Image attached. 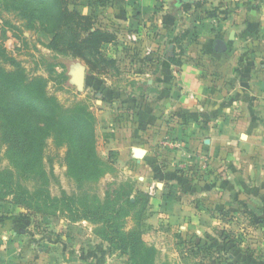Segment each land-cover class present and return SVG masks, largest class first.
<instances>
[{
    "label": "crops",
    "instance_id": "0c3cea01",
    "mask_svg": "<svg viewBox=\"0 0 264 264\" xmlns=\"http://www.w3.org/2000/svg\"><path fill=\"white\" fill-rule=\"evenodd\" d=\"M182 6L180 11L157 12L151 0H111L104 8L90 7L84 0V14H95L98 27L117 35L113 54L121 56V70L136 82L146 102L140 129L118 124L104 141L122 161H136L134 150L144 149L143 164L150 168L174 160L164 151L173 149L167 143L175 140L182 145L183 166L192 172L211 171L218 162L221 166L241 158L258 169L245 180L264 182V0H197ZM149 24L158 27L151 45L131 41L132 50L121 48V42L133 36L148 37ZM133 52L132 59L125 57ZM256 186L246 189V196L257 198V207L244 216L251 227L246 228L260 234L256 264H264V189ZM3 209L0 206V214ZM23 213L20 209L5 216L18 218ZM34 222V218L6 221L0 229V264L94 260L84 256V236L93 230L87 222L61 217ZM251 256L247 254V260Z\"/></svg>",
    "mask_w": 264,
    "mask_h": 264
},
{
    "label": "rangeland",
    "instance_id": "374dc122",
    "mask_svg": "<svg viewBox=\"0 0 264 264\" xmlns=\"http://www.w3.org/2000/svg\"><path fill=\"white\" fill-rule=\"evenodd\" d=\"M68 1L70 9L78 8L84 12L83 0ZM105 1L106 4L111 2ZM151 1L157 12H162L165 8L172 12L183 8L178 0ZM150 25L147 29L150 32L148 37L139 38L137 35L142 47V43H150L158 31L155 24ZM52 38L53 35L42 31L37 22L30 25L16 13L4 11L0 5V45L5 46L10 55L22 65L28 77L43 76L48 79L49 95L57 98L62 106L69 107L82 102L90 107L96 117L97 151L105 164L106 173L96 181L78 184L67 173V145H59L57 139L50 137L45 153V169L47 172L53 170L55 179L50 177L46 184L40 177H22L17 172L19 183L30 193L44 192V199L61 198L63 192L78 200L87 196L89 204L94 207H99L100 202L115 200L124 191L134 190L131 199L135 201L138 197V206L131 209L120 204L116 209L130 211L131 215L124 219L125 231L134 228L140 231L145 246L155 249L154 264H256L260 251L256 247L259 241L257 238L260 234L246 228L250 224L245 221L244 213L248 209L254 212L257 207V198H248L246 189H257L258 183L264 189L263 181L257 183L251 179L247 180L249 182L245 180L247 176L257 173V166H248L246 159L240 158L232 164L220 166L218 162L211 171L199 168L192 172L193 169L183 166L185 162L180 160L179 149H165V157L169 156L174 160L168 165L156 163L150 168L143 164L145 158L140 164L137 160L122 161L116 156L110 160V150L103 137L110 135L112 128H116L118 124L132 127L133 130L139 128V123L143 120L141 116L145 117L143 91L137 90L136 82L121 70L123 60L121 56L113 54V45L103 48V55L106 59L115 60L117 64L109 66L108 75H99L97 71L91 72L84 61L48 49L47 45ZM128 41L120 44L125 51L135 47V44H131L132 40ZM135 54L128 53L125 57L132 59ZM47 59L58 63L54 74H50L44 66ZM91 60L101 67L106 65L99 58ZM77 64L87 68L83 91H79L70 82V70ZM6 67L11 69L9 65ZM168 141L170 143L175 140ZM189 152L191 153L190 150ZM5 153L6 147L0 141V167L11 169ZM256 158L253 156L252 161ZM191 163L197 164L194 160ZM228 177L231 179L228 180ZM152 185H155V195L149 194ZM202 192L205 193L201 194ZM141 194L146 195L148 200ZM11 199L0 203L4 208L0 217L20 213L21 208L12 205L9 202ZM95 199L99 201L96 203ZM79 208L77 205L76 209ZM21 210L27 214L24 209ZM60 210L64 208L60 207ZM42 215L35 214L30 218H34L35 224L37 221L45 223L49 218ZM58 215L65 220L69 218L68 214ZM87 223L93 228L91 235L94 239H91V235H85L84 240L87 238V241L83 247L84 256L94 258L91 264H134L130 254L117 247L107 235H99L102 226ZM243 225L245 228H242ZM111 234L114 235L112 232ZM247 254L252 255L248 260Z\"/></svg>",
    "mask_w": 264,
    "mask_h": 264
},
{
    "label": "trees",
    "instance_id": "16d2710c",
    "mask_svg": "<svg viewBox=\"0 0 264 264\" xmlns=\"http://www.w3.org/2000/svg\"><path fill=\"white\" fill-rule=\"evenodd\" d=\"M105 2L89 0V6L104 8L108 5ZM0 5L4 11L16 13L30 25L37 22L42 31L53 35L48 49L84 61L91 72L108 75L109 66L117 64L103 55V48L113 45L118 40L117 35L98 27L95 14L70 9L68 0H0ZM91 58L104 60L106 65L101 67ZM57 65L48 59L44 63L50 74L55 73ZM47 86L48 79L28 77L22 65L0 45V141L6 147L5 156L11 167H0V203L12 198L9 201L12 205L29 214L23 213L18 218L1 216L0 229L11 219H29L35 214L47 218L68 214L71 222L86 221L102 226L99 235H107L117 247L130 254L134 264H154L155 249L145 246L140 231L137 228L125 231L124 219L131 215L130 211L116 209L120 204L131 209L138 206L139 198L131 199L134 190L124 191L115 200L100 202L99 207H94L87 196L78 200L63 192L61 198L44 199V192L30 193L19 183L18 173L22 177H40L46 184L50 177L55 179L54 171L45 169L50 137L57 139L59 145H67V173L78 184L96 181L106 173L97 151L96 117L90 107L82 102L62 106L57 98L49 95ZM114 156L111 152L110 160ZM141 196L148 200L146 195ZM98 201L95 199L96 203Z\"/></svg>",
    "mask_w": 264,
    "mask_h": 264
},
{
    "label": "water",
    "instance_id": "95a60500",
    "mask_svg": "<svg viewBox=\"0 0 264 264\" xmlns=\"http://www.w3.org/2000/svg\"><path fill=\"white\" fill-rule=\"evenodd\" d=\"M197 0H178L179 5L192 3ZM70 82L77 87L79 91H83L86 85V77H87V68L82 64L75 65L70 70ZM147 152L144 149H135L134 150V158L141 162V160L146 156Z\"/></svg>",
    "mask_w": 264,
    "mask_h": 264
},
{
    "label": "built area",
    "instance_id": "2783aa9c",
    "mask_svg": "<svg viewBox=\"0 0 264 264\" xmlns=\"http://www.w3.org/2000/svg\"><path fill=\"white\" fill-rule=\"evenodd\" d=\"M132 42L133 43H137L138 42V40H137V37L136 36H133L132 37ZM151 54L152 53V50H148V54ZM168 146H170L171 148H173V149H179V148H181L182 147V145H181V143H178V142H170V143H168ZM150 195H155V185H152L151 186V188H150V193H149Z\"/></svg>",
    "mask_w": 264,
    "mask_h": 264
}]
</instances>
